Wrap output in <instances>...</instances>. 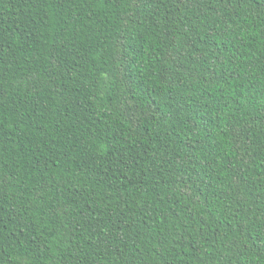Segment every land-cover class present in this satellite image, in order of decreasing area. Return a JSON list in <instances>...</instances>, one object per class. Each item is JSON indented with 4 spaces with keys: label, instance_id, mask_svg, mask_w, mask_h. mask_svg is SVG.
<instances>
[{
    "label": "trees",
    "instance_id": "trees-1",
    "mask_svg": "<svg viewBox=\"0 0 264 264\" xmlns=\"http://www.w3.org/2000/svg\"><path fill=\"white\" fill-rule=\"evenodd\" d=\"M0 264H264V0H0Z\"/></svg>",
    "mask_w": 264,
    "mask_h": 264
}]
</instances>
